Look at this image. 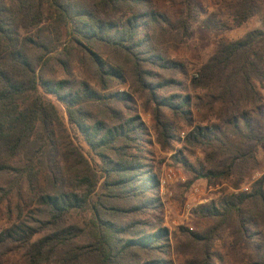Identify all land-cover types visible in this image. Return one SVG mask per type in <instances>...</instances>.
Instances as JSON below:
<instances>
[{
  "label": "trees",
  "instance_id": "trees-1",
  "mask_svg": "<svg viewBox=\"0 0 264 264\" xmlns=\"http://www.w3.org/2000/svg\"><path fill=\"white\" fill-rule=\"evenodd\" d=\"M162 1L0 0V219L10 223L0 264L3 252L25 264H264V175L240 191L264 144L254 123L264 110V0H223L231 26L209 14L204 25L218 33L257 16L262 27L220 39L185 83L166 78L188 77L168 50L191 39L206 10L180 0L173 18ZM176 142L186 188L232 192L195 210L209 228L172 238L154 148Z\"/></svg>",
  "mask_w": 264,
  "mask_h": 264
},
{
  "label": "rangeland",
  "instance_id": "rangeland-1",
  "mask_svg": "<svg viewBox=\"0 0 264 264\" xmlns=\"http://www.w3.org/2000/svg\"><path fill=\"white\" fill-rule=\"evenodd\" d=\"M197 1L200 8L204 11L206 10V12L202 13L200 16V21L197 25H195L191 39L181 46L169 47L168 50L170 58L184 66L183 72H185L186 76L188 77H185L181 72L173 74L166 73L165 76L166 78L174 77L184 83L186 82L187 78H192L195 74V70L202 66L216 51L220 39L223 38L229 41H236L242 38L248 32L262 27L260 22L261 16H257L241 28H234L233 30L227 31L225 33L212 31L204 25V22L210 13L215 14L217 20L229 26L232 25L229 17L227 16L224 2L223 0H221V2H219V0ZM181 8L180 0H164L162 1L160 7L162 11L169 13L173 18H176L179 15ZM78 75L79 77H82L80 74ZM112 91L128 92L129 85L127 84L118 86L112 89ZM175 91H177L175 88H171L168 92ZM57 105L61 117L64 119L74 141L89 157V148L82 140L80 134L69 124L65 108L59 103H57ZM139 112L146 125L150 128L152 124L151 110H144L143 105L139 104ZM254 123L258 130H262L264 132V110L262 119L256 117ZM154 150L156 155L155 160L160 168V180L166 177L169 169L173 170V172L179 178H181L179 182L167 185L163 191L160 189V198L162 202L160 218L162 219L163 227L170 231L172 238L175 235H179L180 228H193L195 232H200L209 228V226L212 225V222L199 220L195 216L194 212L199 206H201V201L207 200V203H210L213 200H217L222 195L221 190H223V187L224 189H228L229 187L223 186L222 188H211L206 184V182L199 181L191 188H186L185 184L188 182V176L182 165L177 164L174 160V155L183 150L182 144L176 142L175 148L171 152H164L158 145L155 144ZM183 155L190 161H193L195 157H202V155L198 152L196 153L195 157L189 155L187 152H184ZM258 157L260 160V168L257 171L249 174L245 184H251V182L253 183L257 181L264 175V144L260 147ZM195 190H198L197 194H195ZM228 192H232V189H228ZM188 204L191 205L192 210L190 212L186 210ZM9 226L10 223L7 218L0 219V233L8 229ZM7 253L8 252H3L1 255L2 264H25L23 255Z\"/></svg>",
  "mask_w": 264,
  "mask_h": 264
},
{
  "label": "built area",
  "instance_id": "built-area-1",
  "mask_svg": "<svg viewBox=\"0 0 264 264\" xmlns=\"http://www.w3.org/2000/svg\"><path fill=\"white\" fill-rule=\"evenodd\" d=\"M181 137L182 138H185V133H182L181 134ZM181 178H179L174 172L173 170L169 169L168 170V173L166 175L165 178H163L162 180H160V188H161V191H163L165 189V187L171 183H177L180 181ZM252 184V182H251ZM251 184H245L242 189L240 190L241 192H249L250 189H251ZM198 193V190H195V194ZM208 201L207 200H203L201 201L200 203L201 204H204V203H207ZM188 212H190L192 209H191V205H187V209H186ZM190 230H193V228H190Z\"/></svg>",
  "mask_w": 264,
  "mask_h": 264
},
{
  "label": "crops",
  "instance_id": "crops-1",
  "mask_svg": "<svg viewBox=\"0 0 264 264\" xmlns=\"http://www.w3.org/2000/svg\"><path fill=\"white\" fill-rule=\"evenodd\" d=\"M182 139H184V138H182ZM161 189V188H160ZM201 204V203H200ZM204 204H207V203H204ZM204 204H201V205H204Z\"/></svg>",
  "mask_w": 264,
  "mask_h": 264
}]
</instances>
